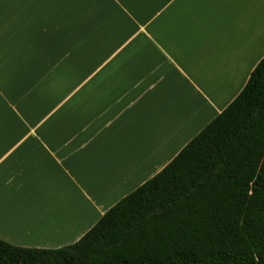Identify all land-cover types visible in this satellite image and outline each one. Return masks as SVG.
Wrapping results in <instances>:
<instances>
[{
    "label": "crops",
    "instance_id": "0c3cea01",
    "mask_svg": "<svg viewBox=\"0 0 264 264\" xmlns=\"http://www.w3.org/2000/svg\"><path fill=\"white\" fill-rule=\"evenodd\" d=\"M263 59L264 0H0V239L79 241Z\"/></svg>",
    "mask_w": 264,
    "mask_h": 264
},
{
    "label": "trees",
    "instance_id": "16d2710c",
    "mask_svg": "<svg viewBox=\"0 0 264 264\" xmlns=\"http://www.w3.org/2000/svg\"><path fill=\"white\" fill-rule=\"evenodd\" d=\"M0 264H264V59L238 97L76 243Z\"/></svg>",
    "mask_w": 264,
    "mask_h": 264
},
{
    "label": "rangeland",
    "instance_id": "374dc122",
    "mask_svg": "<svg viewBox=\"0 0 264 264\" xmlns=\"http://www.w3.org/2000/svg\"><path fill=\"white\" fill-rule=\"evenodd\" d=\"M10 48V47H9Z\"/></svg>",
    "mask_w": 264,
    "mask_h": 264
}]
</instances>
